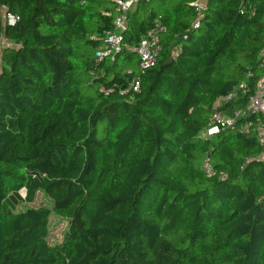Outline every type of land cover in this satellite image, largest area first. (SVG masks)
I'll return each mask as SVG.
<instances>
[{"label": "trees", "instance_id": "trees-1", "mask_svg": "<svg viewBox=\"0 0 264 264\" xmlns=\"http://www.w3.org/2000/svg\"><path fill=\"white\" fill-rule=\"evenodd\" d=\"M190 1L138 0L98 57L113 0H0V264H264L253 124L203 134L214 99L241 106L264 73V0H206L194 26Z\"/></svg>", "mask_w": 264, "mask_h": 264}, {"label": "built area", "instance_id": "built-area-1", "mask_svg": "<svg viewBox=\"0 0 264 264\" xmlns=\"http://www.w3.org/2000/svg\"><path fill=\"white\" fill-rule=\"evenodd\" d=\"M115 2L116 12L113 17V28L107 30L104 44L101 45L96 54L100 57L110 51H117L120 47V32L125 25L126 13L130 11L138 0H113ZM206 0H191L190 3L197 10V16L192 24L196 25L197 18L205 7ZM18 19V16L11 12L4 14L5 23H13ZM163 26L159 21H155L153 25L147 29L144 36L140 38L139 42L132 47V50L138 55V64L140 67H147L152 64L154 55L158 49L157 32L162 30ZM137 86V81L134 82L133 88ZM231 92L224 96H218L212 103V110L209 113L207 124L204 128L203 134L209 135L219 129L225 127H235L238 130H247L253 124L256 133V138L262 147L259 153L260 158H264V73L259 76L254 85L253 93L243 102V104L233 110L226 111L220 107L221 103L225 102L230 96ZM250 114H260L254 120L248 118ZM239 118H243L240 121ZM238 121V122H237ZM201 168L206 174L212 172L211 165L207 156L201 161ZM220 175L223 173L220 172Z\"/></svg>", "mask_w": 264, "mask_h": 264}, {"label": "rangeland", "instance_id": "rangeland-1", "mask_svg": "<svg viewBox=\"0 0 264 264\" xmlns=\"http://www.w3.org/2000/svg\"><path fill=\"white\" fill-rule=\"evenodd\" d=\"M48 203H49L48 198L44 196L43 194H41L40 192H37L32 202L30 203L19 202L14 207V210L23 208L25 206H31V205L35 206L38 204H48ZM66 226H67V221L65 217L58 215L54 211H50L48 215L46 240L50 243L59 241L62 238V235L66 230Z\"/></svg>", "mask_w": 264, "mask_h": 264}]
</instances>
